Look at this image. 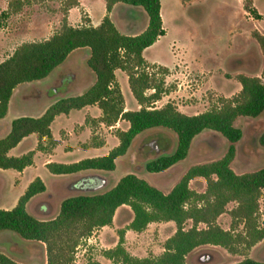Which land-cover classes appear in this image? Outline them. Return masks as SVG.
<instances>
[{
	"label": "trees",
	"instance_id": "obj_1",
	"mask_svg": "<svg viewBox=\"0 0 264 264\" xmlns=\"http://www.w3.org/2000/svg\"><path fill=\"white\" fill-rule=\"evenodd\" d=\"M78 1L63 0V18L58 29L48 37L23 42L0 61V119L6 115L9 100L18 86L44 80L74 50H86L85 64L94 79L79 94L53 97L40 113L12 119L9 131L0 137V168L21 171L31 165L34 150L19 156L9 155L8 151L30 134L37 135L38 149L54 146L50 126L55 116L86 106H97L101 111L97 120L106 126L114 125L118 120L126 121L128 126L116 130L118 143L104 155L72 163L46 164L52 174H88L80 180L84 188L106 178L114 170L116 158L128 152L133 139L151 128L173 131L176 145L172 152L148 160L145 163L148 172L166 170L184 159L193 138L204 130L223 136L228 141L227 149L218 159L191 165L167 193L129 172L103 191L63 198L57 214L45 219L27 210L29 200L45 191L44 182L36 177L12 208H0V232L41 242L46 255L44 264H71L79 243L95 229L110 225L115 210L122 205H128L133 212L128 229L141 231L150 222L173 221L175 231L164 241L163 251L158 256L140 258L125 249V230L119 229L116 245L104 251L111 264H187L186 255L199 245H220L235 253L238 246L250 248L263 239L264 213L259 220L258 200L264 191V167L236 173L230 163L235 156V144L242 135L234 122L238 117H256L264 111V82L258 76L238 74L240 90L235 95L223 98L218 105L197 114H186L170 101L157 107L154 103L169 90L164 77L168 68L158 65L157 71H149L150 64L144 58L143 50L166 32L160 14L161 0H104L106 13L98 24L72 25L67 20V13ZM117 2L143 9L147 24L141 32L125 34L114 24L108 13ZM244 9L255 16L260 15L252 6V0H244ZM9 13L8 9L0 12V28ZM254 35L264 47V36ZM115 70L126 74L131 93L140 105L138 109H124ZM42 138L47 139L46 146L42 144ZM258 142L264 147V130ZM194 177L205 179L203 192L190 188L189 182ZM231 202L235 205L228 209L230 226L224 229L216 219L227 211L226 206ZM187 222H190L188 227ZM239 223L242 230L235 232ZM0 264L23 263L0 251ZM87 264L100 263L88 261ZM234 264H264V261L246 257Z\"/></svg>",
	"mask_w": 264,
	"mask_h": 264
},
{
	"label": "rangeland",
	"instance_id": "obj_2",
	"mask_svg": "<svg viewBox=\"0 0 264 264\" xmlns=\"http://www.w3.org/2000/svg\"><path fill=\"white\" fill-rule=\"evenodd\" d=\"M252 6L259 16L247 13L244 0H161L160 14L166 32L143 50L145 59L154 61L149 62V71H157L158 65L162 64L168 68L164 77L169 90L154 103L155 106L160 107L170 101L186 114H197L218 105L221 99L235 95L240 90L238 74L258 76L264 82V47L254 35L259 33L264 36V0H252ZM74 7L71 23L79 25L89 22V0H80ZM5 9L10 13L0 28V61L19 44L48 37L58 29L65 12L63 0H0V12ZM103 12L104 0H91L92 19L98 20ZM116 18L118 21L119 17ZM133 21L132 27L126 28L136 32L147 22V16L145 13L144 16L139 14ZM86 56V50H74L48 79L18 86L15 103L29 100L31 104H38L48 98L83 91L94 79L85 64ZM117 76L128 105L135 106L126 76L120 70ZM67 77L70 80L63 91L48 93L51 87L60 85ZM33 109L35 107L22 110ZM96 112L98 108L92 107L89 108V117L86 108L73 109L68 114L56 116L51 125L53 137L60 139L62 130H72L85 120L89 126V146L104 142L111 145L113 141L117 143L116 130L124 128V122L116 128L107 129L106 125H100L98 117L90 116ZM234 124L241 129L242 135L235 144L231 168L236 173H243L264 167V147L258 142L264 130V111L256 117H238ZM36 139L35 134L29 135L10 155L16 156L23 150L33 148ZM70 143L76 144L74 137ZM175 145L176 134L167 128L156 127L143 131L133 139L130 150L116 158L114 170L106 177L107 183L99 189L89 187L90 191L80 184V180L88 174L54 177L56 175L43 166L42 156L35 157V165L26 167L22 174L16 169L0 168V208H12L36 176L43 180L47 189L27 203V210L42 219L55 216L63 198L82 192L103 191L129 172L167 193L191 165L220 158L227 149L228 141L216 132L204 130L193 138L184 159L160 172L145 170L148 160L172 152ZM102 150L100 152H104ZM88 156L93 154L74 148L66 155L59 150L53 160L66 163ZM189 186L196 192H203L206 181L202 177H194ZM258 203L259 220H262L264 191ZM233 205L235 203H228L227 211L216 219L224 229L230 226L228 209ZM132 218L133 212L128 205L119 206L110 225L95 229L79 243L71 264H87L88 261L111 264V260L104 256V251L116 245L119 229L125 230L123 245L130 254L140 258L158 256L163 251L164 241L175 231V223L150 222L143 230L134 231L127 228ZM189 224L187 222L186 227ZM241 230L242 224L239 223L234 231ZM0 251L23 264H44L46 260L41 242L26 241L11 232H0ZM246 257L264 261V238L250 248L238 246L235 253L220 245H199L186 255L185 260L187 264H234Z\"/></svg>",
	"mask_w": 264,
	"mask_h": 264
},
{
	"label": "crops",
	"instance_id": "obj_3",
	"mask_svg": "<svg viewBox=\"0 0 264 264\" xmlns=\"http://www.w3.org/2000/svg\"><path fill=\"white\" fill-rule=\"evenodd\" d=\"M79 2H80V0H79ZM182 6H184L183 2H182ZM74 9H75V7H71L68 10V13H67V20L72 25H74V24L71 23V16L74 14ZM87 10L89 12V23L92 24V25L98 24L100 22V20L102 19V17L104 16V14L106 13V10H105V12H103L101 14V16L98 18V20H93L92 17H91V0H89V7H87ZM144 13L145 12L143 11V9L141 7L128 6V5H125L123 3L117 2V3H115L113 5L111 11L108 14H109L111 20L114 22V24L119 28V30L121 32H123L125 34H137V33L141 32L144 29V27L146 26L147 22L143 24L142 28L137 29L136 32H132V31L128 30L126 27H132L131 24L134 23L133 20L136 19L137 15L143 14V16H144ZM160 13H161V8H160ZM116 16L119 17L118 21L115 20ZM120 27H125V28H120ZM147 61L148 62H154V61H149V60H147ZM155 62L158 63V64H161V63H159L157 61H155ZM164 66H166V65H164ZM117 72H118V70H115V75H116L117 81L119 83ZM121 72L124 73L123 71H121ZM90 73H91V71H90ZM124 75L126 76L125 73H124ZM49 76L47 78H45L44 80L48 79ZM126 78H127V76H126ZM44 80L37 81V82H42ZM92 80H93V78H92ZM92 80L89 82V85L91 84ZM119 85H120V83H119ZM88 86H86V88ZM16 89L14 90L13 95L11 96V98L9 100V105H8V110H7L6 115L2 119H0V137L4 136L9 131L10 122L12 121V119H14L15 117H17L19 115H33V114L40 113L50 103V101L52 100V98H48L46 101H43L41 99L42 101H39L38 104H31L30 103L31 101H29V100L28 101H24V102H20V103H15V91H16ZM120 89H121V92H122L121 85H120ZM81 92L82 91L78 92L77 94H79ZM122 95H123V92H122ZM123 98H124V109L125 110L126 109H138L140 107V105L136 102V100H135V103L131 101L132 104L133 103L135 104V106H130V105H128V101H126L124 95H123ZM31 107H35V110L34 109L33 110H28V111L27 110L26 111L22 110L23 108H27L28 109V108H31ZM92 107H97V106H86V107H83V108H86V110H87V113H88L87 117H89V108H92ZM100 114H101V111L98 108V112H96L95 114L90 115V116L92 118H94V117L97 118V117L100 116ZM55 118H56V116H55ZM53 121H52V123H53ZM121 122H124V124H125V127L122 128V129H126L128 124L124 120H122V121L118 120L114 125L107 126V129L116 128ZM52 123H51V125H52ZM100 125L104 127V124H102L101 122H100ZM50 128H51V126H50ZM51 135H52V139L55 140V144L52 147H45L44 149H38L37 148L38 137L36 135V138H37L36 139V144L33 146V148L29 149V150H34L33 162H32L31 165H33V166L35 165V160H34L35 157L42 156V164H43V166L46 167V164L48 162H58V161H54L53 160V156L56 155L59 152V150H60V152L63 155H66V154L70 153L74 148H75V150H80L81 149L83 152L84 151L88 152V154H89V152H91L93 154V156H88V157L101 156V155L106 154L113 146H115L118 143V142L115 143L113 141V144H111V145H107L106 142H104V144H98V145H95V146H89V126H88V124L85 123V120H84L83 124H77L72 130H62V134H61L60 139H57V138L53 137L52 130H51ZM28 136L24 137L15 147L11 148L8 151V154L10 155L12 150H14V149L18 148L19 146H21V144L24 142V140H26V138ZM73 137L76 140V144H71L70 143V139H72ZM42 144L44 146L47 145V139L46 138H42ZM103 147H106V148L103 149ZM29 150H23V152H21V154H19V155H22V154L26 153ZM101 150L104 151V152H100ZM129 150H130V148H129ZM19 155H16V156H19ZM83 158H87V157H83ZM83 158H80V159H83ZM80 159H78V160H80ZM78 160H75V161H78ZM75 161H73V162H75ZM62 163H65V162H62ZM66 163H72V162H66ZM26 167H28V166H26ZM26 167L23 168L20 171V174L23 173V171L26 169ZM54 175H56L54 177H58V176H62V175H65V174H54ZM36 177H39V176H36ZM45 189H47V185H45ZM34 197H32L30 200H32Z\"/></svg>",
	"mask_w": 264,
	"mask_h": 264
},
{
	"label": "water",
	"instance_id": "obj_4",
	"mask_svg": "<svg viewBox=\"0 0 264 264\" xmlns=\"http://www.w3.org/2000/svg\"><path fill=\"white\" fill-rule=\"evenodd\" d=\"M69 80H70V77H67L66 79L62 80L60 85L51 87L49 89L48 93L49 94H56L57 92L63 91L66 88L67 82ZM106 183H107V178H102L98 183H96L92 187H94V189H99V188L103 187ZM87 191H90V189L88 188Z\"/></svg>",
	"mask_w": 264,
	"mask_h": 264
},
{
	"label": "flooded vegetation",
	"instance_id": "obj_5",
	"mask_svg": "<svg viewBox=\"0 0 264 264\" xmlns=\"http://www.w3.org/2000/svg\"><path fill=\"white\" fill-rule=\"evenodd\" d=\"M247 13H250V12L247 11ZM253 15H254V14H253Z\"/></svg>",
	"mask_w": 264,
	"mask_h": 264
}]
</instances>
